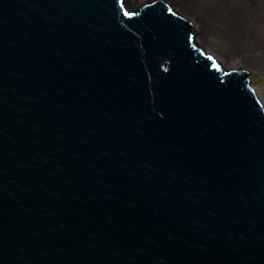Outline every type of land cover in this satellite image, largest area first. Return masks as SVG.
<instances>
[{"label":"water","instance_id":"1","mask_svg":"<svg viewBox=\"0 0 264 264\" xmlns=\"http://www.w3.org/2000/svg\"><path fill=\"white\" fill-rule=\"evenodd\" d=\"M161 0H0V264H264V103Z\"/></svg>","mask_w":264,"mask_h":264},{"label":"bare ground","instance_id":"2","mask_svg":"<svg viewBox=\"0 0 264 264\" xmlns=\"http://www.w3.org/2000/svg\"><path fill=\"white\" fill-rule=\"evenodd\" d=\"M177 11L189 16L197 26V37L201 44L207 46L205 39L208 33L219 28L223 40L228 46L224 63L228 67L255 68L257 44L264 39V23L256 14L262 11L264 0H246L250 8L239 11L231 0H167ZM258 18V19H257ZM220 26V27H219Z\"/></svg>","mask_w":264,"mask_h":264},{"label":"rangeland","instance_id":"3","mask_svg":"<svg viewBox=\"0 0 264 264\" xmlns=\"http://www.w3.org/2000/svg\"><path fill=\"white\" fill-rule=\"evenodd\" d=\"M151 1H156V0H125V4L127 5L128 9L130 10H137L138 8H140L141 6H143L144 4L151 2ZM163 2H165L166 4H168L171 8H173L175 11H177L175 9V7L168 2L167 0H161ZM231 3L239 10V11H248L250 8L249 2L246 0H231ZM257 12L256 14H258V16H260L261 20L263 21L264 18V7L261 8L262 11H258V8L256 9ZM179 14H181L182 16L188 18L194 25V29L196 31V36L195 39L198 43L199 46L203 47L206 52L214 55L215 57H217L221 62H222V67L224 69H240L243 71V69L245 67H228L225 65L224 63V58L227 56V51H228V46L225 44L223 37H222V33L220 32L219 28H215L216 30H212L210 33L207 34L205 42L206 44H208L207 46H204L203 44H201V42L199 41L198 37H197V26L196 24H194L195 22L189 17L184 15L183 13L177 11ZM258 19V18H257ZM258 22L260 23V29H262V31L264 30V23L260 22L258 20ZM220 27V26H219ZM257 58H258V62H256V67L255 68H245L250 70L249 74H248V79H249V85L251 86V88L255 89L258 93V95L262 98V101L264 103V39L261 42V39L259 41V43L257 44Z\"/></svg>","mask_w":264,"mask_h":264}]
</instances>
